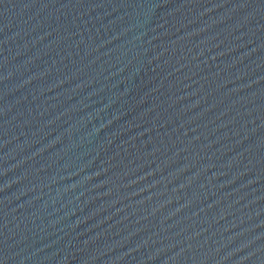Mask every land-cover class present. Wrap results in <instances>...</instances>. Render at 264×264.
Listing matches in <instances>:
<instances>
[{
  "label": "water",
  "instance_id": "1",
  "mask_svg": "<svg viewBox=\"0 0 264 264\" xmlns=\"http://www.w3.org/2000/svg\"><path fill=\"white\" fill-rule=\"evenodd\" d=\"M0 264H264V0H0Z\"/></svg>",
  "mask_w": 264,
  "mask_h": 264
}]
</instances>
